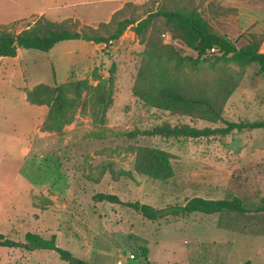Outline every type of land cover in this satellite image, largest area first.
I'll list each match as a JSON object with an SVG mask.
<instances>
[{"label": "rangeland", "instance_id": "obj_1", "mask_svg": "<svg viewBox=\"0 0 264 264\" xmlns=\"http://www.w3.org/2000/svg\"><path fill=\"white\" fill-rule=\"evenodd\" d=\"M154 1L160 0H0V24L18 32L43 11L52 21L73 17L97 27L126 2L140 5L142 12L155 9ZM214 1L230 10L211 19L214 30L238 48L247 44L250 33L264 35V0ZM162 38L181 56L196 58V52L169 33ZM142 51L128 28L108 45L66 40L49 52L19 49L15 58L0 57V234L24 241L27 232L45 238L56 233L58 246L88 264H264V213H194L151 221L130 208L93 200L97 193H111L166 213L194 196H237L251 208L262 205L264 129L200 139L122 136L164 121L197 128L223 126L173 116L135 98L132 86ZM200 59L201 75L214 76L210 69L216 64L239 82L224 107L226 121L264 119V76L256 65L241 68L211 53ZM94 72L101 79L113 77L114 102L106 125L100 127L87 111H78L61 133L40 131L48 108L28 103L25 90L54 80L96 84ZM138 146L171 153L173 176L155 180L134 172L135 153L129 147ZM108 164L132 170L133 178L114 180L106 173L100 182L92 181ZM142 248L148 250L146 258ZM0 264L68 263L54 250L0 247Z\"/></svg>", "mask_w": 264, "mask_h": 264}, {"label": "trees", "instance_id": "obj_2", "mask_svg": "<svg viewBox=\"0 0 264 264\" xmlns=\"http://www.w3.org/2000/svg\"><path fill=\"white\" fill-rule=\"evenodd\" d=\"M154 2L157 3L155 9L148 8L142 12L140 5L126 2L111 15L108 22H101L97 27L82 25L77 19L52 21L45 16H40L18 32L0 24V57L15 58L19 49L49 52L56 44L66 40L108 45L111 41H118L130 28L143 45L141 64L132 86L133 96L152 109L213 125L222 123L223 126L197 128L186 123L172 125L164 121L149 128H135L124 132V138L200 139L223 136L234 131L264 129V119L226 121L223 117L224 107L238 88L239 82L224 68L217 69L216 64L210 69L211 72L215 71L214 76L207 78L201 75L202 68L199 65L200 57L210 53V49L216 48L217 51L211 53L214 58L231 62L241 68L256 65L264 76V51H261L264 35L250 33L247 44L238 48L230 38L214 30L211 19L230 11L216 4L214 0ZM165 33H169L172 40H180L190 47L196 52V58L181 56L171 43H165L162 38ZM94 80L96 84L87 79L67 80L64 83L54 80L52 84L39 83L26 89L28 103L48 108L40 131L61 133L75 121L78 111H87L94 124L104 127L107 123V111L114 102L113 77L101 79L94 72ZM129 150L135 153L132 170L139 175L155 180H167L173 176L171 161L175 157L171 153L146 146H138L136 149L129 147ZM132 170H115L108 164L102 166L98 175L91 180L98 183L106 173H110L114 180L121 177L132 179ZM93 200L130 208L151 221L194 213H264V196L261 199L262 205L256 208L247 206L237 196L219 199L194 196L188 198L183 205L169 207L168 213L164 208H155L139 201H124L111 193H97ZM0 247L27 251L54 250L59 258L68 264H88L70 250L58 246L56 234L45 238L39 233L27 232L24 241L0 234ZM141 250L142 256L146 258L148 250ZM146 264L153 263L146 261ZM244 264H250V261Z\"/></svg>", "mask_w": 264, "mask_h": 264}, {"label": "built area", "instance_id": "obj_3", "mask_svg": "<svg viewBox=\"0 0 264 264\" xmlns=\"http://www.w3.org/2000/svg\"><path fill=\"white\" fill-rule=\"evenodd\" d=\"M110 43H112V41ZM216 51H217L216 48L210 49V53H215ZM130 258L135 259V255L134 254H131L130 255ZM118 264H121V261H119Z\"/></svg>", "mask_w": 264, "mask_h": 264}, {"label": "crops", "instance_id": "obj_4", "mask_svg": "<svg viewBox=\"0 0 264 264\" xmlns=\"http://www.w3.org/2000/svg\"><path fill=\"white\" fill-rule=\"evenodd\" d=\"M120 8V7H119ZM115 12V11H114ZM113 12V13H114ZM41 16H44L43 14H45L43 11H41V12H38ZM45 16H46V14H45ZM68 18H73V17H68ZM75 18V17H74ZM78 18V17H77ZM65 19H67V18H65ZM78 19H82V18H78ZM64 20V19H63ZM91 43V42H90ZM19 52V51H18ZM52 234H56V233H52Z\"/></svg>", "mask_w": 264, "mask_h": 264}]
</instances>
